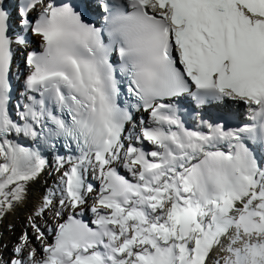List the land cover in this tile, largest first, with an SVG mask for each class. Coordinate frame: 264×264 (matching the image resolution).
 I'll return each mask as SVG.
<instances>
[{
	"label": "snow or ice",
	"instance_id": "obj_1",
	"mask_svg": "<svg viewBox=\"0 0 264 264\" xmlns=\"http://www.w3.org/2000/svg\"><path fill=\"white\" fill-rule=\"evenodd\" d=\"M97 6L100 26L87 3L17 0L14 22L0 0V223L25 212L0 264H264V0ZM185 96L247 121L190 130ZM45 154L58 179L31 202Z\"/></svg>",
	"mask_w": 264,
	"mask_h": 264
},
{
	"label": "bare ground",
	"instance_id": "obj_2",
	"mask_svg": "<svg viewBox=\"0 0 264 264\" xmlns=\"http://www.w3.org/2000/svg\"><path fill=\"white\" fill-rule=\"evenodd\" d=\"M32 39L38 40L37 38H32ZM228 102L229 101H226L224 104L227 105ZM226 110H227V108H226ZM13 113H14V109H13ZM145 117L147 118V115H145ZM19 142L22 144H25V145H27L29 143V141L25 140L24 138H19ZM50 164L51 163H49V166L46 167L44 169V171L41 173L39 179L29 186L30 201L31 202H35L37 199H39L41 194L46 190L45 188L42 187V184H41V181L43 179L47 178L46 183H47V185H49L50 188L55 187L57 180H54L53 177L48 175V170L50 168ZM46 183H45V187H47ZM85 215L90 216L91 214L86 213ZM23 216L25 218V212L21 211V210H17L14 214L8 215L6 217V219H4L2 223H0V231L7 230L10 232L12 229H9L7 226L8 225H14V222L15 223L17 222V223L22 224L24 226ZM51 223H53V221L51 220V216L49 215V225ZM12 236L17 237L16 232H14L12 234ZM49 239H51V237H49Z\"/></svg>",
	"mask_w": 264,
	"mask_h": 264
},
{
	"label": "rangeland",
	"instance_id": "obj_3",
	"mask_svg": "<svg viewBox=\"0 0 264 264\" xmlns=\"http://www.w3.org/2000/svg\"><path fill=\"white\" fill-rule=\"evenodd\" d=\"M48 175L53 177L54 180L58 179V174L56 172H54V170H53V168H51V166H50V168L48 170ZM43 180L41 181L42 187L45 188V189L50 188L49 185H47V183H46L47 178L43 179ZM45 183H46L47 187H45ZM51 188H53V187H51ZM24 220H25V218L23 216V221ZM23 228H24V226L22 224L14 222V230L12 229L10 232L7 231V230L0 231V232H3V242L5 244H7V250L4 251V258L5 259L8 258L9 254L11 252V249L13 248V246H14L16 240H17V237L21 234V231H22ZM14 232H16L17 237H13L12 236V234Z\"/></svg>",
	"mask_w": 264,
	"mask_h": 264
}]
</instances>
